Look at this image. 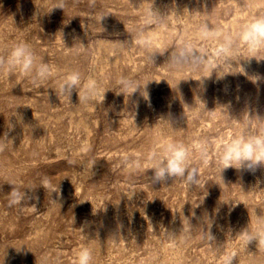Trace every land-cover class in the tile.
Here are the masks:
<instances>
[{"label": "rangeland", "instance_id": "obj_1", "mask_svg": "<svg viewBox=\"0 0 264 264\" xmlns=\"http://www.w3.org/2000/svg\"><path fill=\"white\" fill-rule=\"evenodd\" d=\"M58 2L0 0V53L24 41L54 70L43 87L0 74V144L11 145L0 151V264H73L80 247L92 249L93 264H224L228 254L232 264H264L258 241L247 246L239 234L264 212V165L220 174L210 152L189 186L123 164L125 156L146 163L153 126L162 142L219 145L241 130L242 117L264 119V60L237 56L218 73L220 39L196 38L206 22L221 36L246 22V0H65L54 8ZM153 11L165 20L146 27L156 47L187 37L209 66L172 74L171 49L152 59L131 44L125 24ZM92 59L105 88L121 78L143 86L126 97L108 90L87 108L76 106L75 90L61 103L55 81L69 68L92 74ZM9 179L28 197L22 206L8 207ZM43 179L58 192L38 186ZM188 220L195 230L186 237Z\"/></svg>", "mask_w": 264, "mask_h": 264}, {"label": "clouds", "instance_id": "obj_2", "mask_svg": "<svg viewBox=\"0 0 264 264\" xmlns=\"http://www.w3.org/2000/svg\"><path fill=\"white\" fill-rule=\"evenodd\" d=\"M64 6L65 0H59L54 8L64 9ZM244 7L253 14L246 22L239 23L234 31L225 29L221 36V32L217 30L220 27L219 25L211 23L213 27L210 28L209 23L206 22L199 27L197 40L211 42L217 38L220 39V45L216 50L217 65L213 68L218 73L225 63L232 64L231 61H237V56L239 60L241 58L250 60L253 57L258 61L264 60V57L258 56V53L264 52V11L259 13L256 11L257 8L264 9V4H259L258 0H246ZM163 23H165V20L157 17L153 11L147 13L134 25L124 24L126 30L132 35L131 44L141 46L152 59L157 53L163 54L169 49L172 50L167 62L172 74L189 69L191 71H203L206 66H209L207 56L187 37H176L174 42L164 51L156 47L148 38L146 27L149 25L159 27ZM245 53L247 55H244ZM89 66L92 73L90 75L85 76L78 69L69 68L55 81L54 86L51 88L55 90L61 103L63 98H68L71 102V96L75 90L79 99L76 106L87 108L92 103L102 104L108 90H115L117 94L124 93L126 97L129 93L132 94L143 86V84L136 81L121 78L115 81L116 88H105L103 86L104 81L95 77L96 64L94 59L90 60ZM0 74L4 76L19 74L34 86L43 87L45 82L53 79L54 70L39 57L31 44L18 41L8 45L3 53H0ZM241 120L243 123L241 130L236 132L231 140L219 145L206 139H200L198 142L189 140L188 143L177 140L162 142L160 131L153 126L148 136L149 150L144 157L146 163L137 161L131 164L128 157L125 156L123 164L126 169H153L154 180L156 181L175 178V180L179 179L189 186L193 183L198 185L200 166L208 165L210 152L214 156L213 164L220 174L229 167L238 170L242 168L255 170L257 167L264 165V119L259 117V120H245L242 117ZM160 121L161 119L157 123ZM10 147L9 143L4 142L0 144V151L7 150ZM6 182L12 185L8 207L22 206L21 202L28 199L25 191L20 192L17 190V185L11 179ZM38 186H43L47 193L52 194L57 191L46 179H43ZM21 210L23 209L21 208ZM194 230L189 220L188 224L183 221L181 231L186 237ZM239 234H241L247 246L251 241L256 240L258 241L259 250H264V212L257 216L255 226L250 222L248 227ZM234 258L232 254H228L224 257V264H232ZM73 264H93L92 249L88 247L75 249L73 251Z\"/></svg>", "mask_w": 264, "mask_h": 264}]
</instances>
